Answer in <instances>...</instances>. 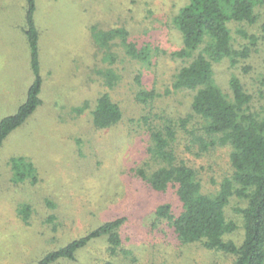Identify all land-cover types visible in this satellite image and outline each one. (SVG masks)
Wrapping results in <instances>:
<instances>
[{"label": "rangeland", "instance_id": "obj_1", "mask_svg": "<svg viewBox=\"0 0 264 264\" xmlns=\"http://www.w3.org/2000/svg\"><path fill=\"white\" fill-rule=\"evenodd\" d=\"M187 1L37 0L42 103L0 147V264H35L47 251L120 217L124 219L122 247L130 253L109 257L106 240L99 237L78 251L74 260L54 264L232 263L231 255L200 243L180 244L172 229L154 218L157 205L175 207L172 189L152 191L135 171L147 139L138 126L144 110L135 99L136 89L161 93L152 102L159 113L186 108L189 96L165 91L172 89V75L181 64L171 55L182 45L172 18ZM24 5L25 0H0V120L25 100L33 79L22 32ZM255 9L259 18L254 24L229 23L233 47H246L249 55L234 65L229 59L217 63L215 77L228 92V79L239 75L249 90L256 91L255 110L262 111L263 46L241 33L258 35L264 0ZM113 28H126L138 48L148 45V58H131L118 36L106 45L95 42V35ZM135 76H139V86ZM102 93L120 105L123 118L115 126L96 128L91 113ZM224 150L216 148L194 162L206 190H213L212 179L218 180L228 169ZM18 156L33 162L36 181H11L10 158ZM24 205L29 207L28 221L19 211ZM243 206L245 201L233 196L225 207L227 218L237 228L224 239L237 244L243 238L237 208Z\"/></svg>", "mask_w": 264, "mask_h": 264}, {"label": "trees", "instance_id": "obj_2", "mask_svg": "<svg viewBox=\"0 0 264 264\" xmlns=\"http://www.w3.org/2000/svg\"><path fill=\"white\" fill-rule=\"evenodd\" d=\"M258 3L259 0H188L173 16L182 45L171 55L181 64L172 75V89L167 88L165 93L179 91L189 96L185 110L164 109L159 113L152 102L161 96L160 92L143 87L135 92V99L144 110L138 119L139 130L147 136L144 157L135 168L136 174L152 191L172 189L176 200L175 207L170 203L157 205L155 220L165 222L180 244L200 243L207 249L229 254L233 258L231 264H264V110H255L256 91L249 90L239 75L232 74L228 79V92L217 84L215 65L225 59L234 65L239 58L249 55L246 47L241 50L233 47L229 23L254 24L259 18L255 9ZM24 9L22 31L29 48L33 79L25 100L13 114L0 120V147L7 135L42 103L37 0H25ZM241 33L259 41L264 52V18L257 36ZM117 36L131 58L138 61L148 58V45L138 48L129 40L126 28L104 30L94 39L99 45H106ZM134 80L139 86V76ZM91 114L96 128L115 126L123 118L120 105L107 93L97 97ZM216 148L225 149L228 169L218 180L212 179L213 190H206L208 186L194 162ZM10 165L12 182L28 178L36 181V169L29 159L11 157ZM233 196L245 201V206L237 208L243 226L239 244L224 239L225 234L237 228L236 222L225 214ZM28 209L26 205L19 209L25 221L29 219ZM123 221L122 217L104 221L86 234L47 251L35 264L74 260L78 251L99 237L106 240L109 257L126 255L130 251L122 247Z\"/></svg>", "mask_w": 264, "mask_h": 264}, {"label": "crops", "instance_id": "obj_3", "mask_svg": "<svg viewBox=\"0 0 264 264\" xmlns=\"http://www.w3.org/2000/svg\"><path fill=\"white\" fill-rule=\"evenodd\" d=\"M23 32V31H22Z\"/></svg>", "mask_w": 264, "mask_h": 264}]
</instances>
